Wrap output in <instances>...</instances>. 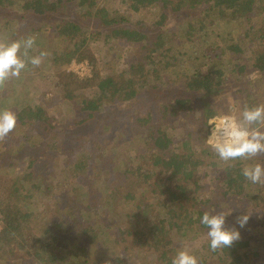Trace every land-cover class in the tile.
<instances>
[{"label": "trees", "instance_id": "1", "mask_svg": "<svg viewBox=\"0 0 264 264\" xmlns=\"http://www.w3.org/2000/svg\"><path fill=\"white\" fill-rule=\"evenodd\" d=\"M70 2H74L79 13L92 20L91 27L79 20L55 18L56 14L65 11V5L69 9ZM128 2L130 9L136 13L158 7L159 19L152 24L141 20L133 21L118 12L110 11L103 4L98 5L96 0H18L21 16L28 13L33 18L48 17L52 20L55 34L63 42L62 47L47 51L55 65L84 58L91 64V75L84 78H78L70 71L56 70L54 86L60 91L61 98L74 103L77 90L93 88L95 93L91 97L81 99L80 105L76 106L79 117L74 119L76 125H61L57 134L54 131L57 125L41 105L22 100L21 81L20 83L16 81L12 87L14 94L19 92V99H16L17 103L11 110L17 115V124L11 134L9 133L10 136L20 133V129L23 128L27 130L33 128L35 132L30 138L26 136L27 144L22 143L21 136L16 134L14 141L16 152L10 157L6 155L4 160L0 161L2 262L13 264L19 260L18 264H91V261H95L87 258L86 249L100 242L98 233L103 229L99 227L95 230L89 224L91 222L87 218L88 213L87 216H82L70 211L68 214L64 212L61 222L50 219L42 227L46 231L45 237H42L35 230L41 221V215L27 207L26 199L33 197L37 192L49 190V186L44 183L45 177L41 176L48 169V164L43 161L47 158L43 152L49 147L56 148L57 141L49 142L47 139L52 136L58 140L57 135L69 134L68 131L71 129L94 121L98 116L103 128L119 126L118 134L112 135L108 142L98 143L97 158L93 154L67 157L63 165L69 176L72 178L79 176L83 182L90 178L87 176L88 169L94 160L93 166H96L97 173L93 172L94 176L98 179L103 177L104 185L109 190L113 189L111 191V197L112 193L114 194L113 200L120 204L119 208L123 211L127 210L121 217V223L116 226L119 239L125 240V236L130 235V238L137 241L140 249L146 251L144 256L152 257L153 264H171L178 249L174 243L176 237L182 238L186 232H191L194 228L207 230L200 223L205 211L213 214L223 212L226 215L225 220H231L229 211L235 206L234 199L243 203L241 200L253 198L259 217H264V193L262 194L264 187L255 184L257 189L254 188L255 191L251 192L253 183L242 175L246 160L238 159L225 164L211 147L205 144V135L209 128L207 121L218 113L219 107L221 108L222 95L225 91L223 86L231 81L240 82L248 68L256 69L264 83V0H128ZM12 3L14 0H0V6H3L0 11L2 15L9 16L5 6ZM197 9L199 11L197 15L184 21L180 35L161 28L169 12L190 15ZM11 16L21 18L16 11ZM253 17L259 19V23L262 24L256 26L258 24L248 23L244 37L251 35L250 41L240 43V38H234L233 31L227 28L229 36L225 34L224 37L222 33H218L222 36L220 42L215 36H209L214 32L211 26L214 23L226 26L231 20L241 19L249 22ZM251 29H254L253 35L250 34ZM17 34L15 32L14 37ZM177 36L182 37L179 43L174 42ZM44 38L41 34H36V44L42 43L40 39ZM99 39L104 42L126 41L131 45L130 58L124 71L106 75L101 73L99 61L89 48L90 41ZM249 42L253 45L249 49L250 55L243 58L242 54ZM238 92L246 93L247 98L251 95V92L247 94L246 88L238 89L235 93ZM11 97L10 93L0 96V107L7 99H12ZM138 99H143L144 104L153 101L154 107L147 106L148 111L145 114L129 109L137 104ZM117 102L119 103L112 109V113L109 108H105L107 104ZM124 103H127V108L122 106ZM109 111V116L100 115ZM104 121L107 124L103 123ZM167 126L171 129H181L182 132L177 139L167 130ZM90 132L93 139H97L93 130ZM85 137L86 135L77 137L68 135V140L72 146L77 145L81 149ZM110 139L121 140L122 144L125 142V147L135 148L134 151L131 149L126 153H123L124 150L121 151L123 158L121 166L114 165L116 156H119L118 152L112 150L110 154L104 153ZM193 144L198 145L201 155L207 156L203 157L204 160H209L205 165L215 174L220 185L219 190L214 189L213 193L202 198L196 194L202 186L196 181L193 183L189 181L196 167L204 161L201 156H195ZM65 146L67 147V144ZM61 150L65 152L64 149ZM133 153L135 160L132 158ZM16 160L26 165L22 173L18 172V167L13 169ZM92 170L95 171V167ZM27 179L30 183H27L29 182ZM94 180L93 177L88 184L83 183L82 186L81 183L79 186L88 196L82 205L87 210L89 207L98 206L96 202L101 204L104 201L100 205L103 206V210L112 209L111 199L103 198L101 190L99 192L92 188ZM115 190L118 194H115ZM149 197H151L149 202L144 201V198ZM143 204L145 209L150 206L156 208L155 210L160 208L161 217H157L156 213H153V216L146 213L147 216L141 223L149 222L143 228L148 230L131 231L129 229L131 226L134 227L133 220L141 217ZM111 215H117L116 209ZM102 225L108 227L107 224ZM172 230L176 237L171 235ZM78 236L84 239L83 243L74 242ZM115 242H118L117 238ZM202 248L205 253L198 259L200 264H264L250 263V253L252 256H259L260 251L252 248L248 239H239L230 247L217 251L210 249L208 239ZM128 249V245L123 246L128 256L126 263L115 257L111 258L108 264L135 262ZM153 253L157 255L153 257L151 255ZM137 262L141 264L142 260L137 259ZM96 264L105 263L97 261Z\"/></svg>", "mask_w": 264, "mask_h": 264}, {"label": "rangeland", "instance_id": "2", "mask_svg": "<svg viewBox=\"0 0 264 264\" xmlns=\"http://www.w3.org/2000/svg\"><path fill=\"white\" fill-rule=\"evenodd\" d=\"M98 5H105L110 11L118 12L121 15L129 17L131 20H141L146 22L147 24L155 23L159 19V9L158 7H153L150 11L144 10L142 12H133L129 7L128 0H96ZM19 3L18 0H14V3L7 4L5 6V9L9 16L2 15V12H0V40H6V41H15L19 40L21 38H26L29 35H32L36 38V34H41L44 36V39H40V44H35L32 49H29V56H37L41 52H47L49 49L53 48H60L62 47V40L55 34V27L52 23V20L48 19V17H32L28 13H24V15L21 16V12L19 10ZM69 9H67V5H65V11L60 14L54 15L55 18H65V19H71L80 21L83 23H86L88 26H92L93 22L91 19L87 18L86 16H83L81 13H79L74 6V2L68 3ZM3 9V6H0V11ZM200 10V8H198ZM194 10V12L190 15H187V13L177 12L172 14V12H169V15L165 18V21L162 25L163 30H167V32H177L179 35L181 33V28L184 25V21H187L192 18V16H195L199 13V11ZM17 12L21 18H17L14 16H11L13 12ZM168 10H166L167 12ZM198 12V13H197ZM51 18V17H49ZM53 18V17H52ZM186 19V20H185ZM5 21H7L5 23ZM259 19L252 18L249 22L246 20L241 19H235L231 20L229 23H227L226 26H222L221 24L211 25L214 28V32L210 33V37H214L215 39L220 42V37L229 36L227 29H231L234 34V38L238 39L240 38L241 42L244 43V41H250V36L244 37V31L249 26L248 23L252 24H258L256 26H259ZM32 22V23H31ZM8 23V24H7ZM31 23V24H30ZM33 26V27H32ZM34 28H40V30H34ZM227 28V29H226ZM224 31V32H223ZM17 32L18 34L14 37V33ZM254 29H251L250 34L253 35ZM218 33H222V36H219ZM225 37V36H224ZM182 37H175L174 42L179 43L181 42ZM255 43V41H254ZM253 45L248 44V47L245 48L242 56L243 58H247L250 55L249 49ZM89 48L96 56L97 60L99 61V66L101 68V73L103 75L110 74V73H117L119 71H124L127 68L128 65V59L130 58V53L132 50V47L129 43L126 41H109L104 42L102 39L90 41ZM248 48V49H247ZM75 61H89L87 59H81ZM55 65L51 55H48L46 58L43 59L41 65L39 67H33L31 64L28 65V68L21 73V76L19 78H13L6 82V84L0 88V96L3 97V95L6 93H10V97L13 94L12 99H7L2 107H0V111L3 110H12L13 106L17 103L16 99H19V92L13 93L12 87H14L15 82L21 81V90L20 94H22V100L24 99L28 103L31 104H39L43 107V109L46 111L48 115H50L53 119V122L55 125H57V129L54 131L58 134L59 127L61 125H67V124H73L76 125V122L74 119L78 116L77 112V105H80L81 99L88 98L94 95L95 91L93 88H86V89H80L75 92L77 95V98H75L74 103L70 102L69 100L61 98L60 91L54 86V80H55V72L57 69L70 71L74 73L76 76L77 74L74 72L75 67L71 65V61ZM91 66V64L89 63ZM91 75V74H90ZM264 76V75H263ZM78 77V76H77ZM88 77V76H87ZM21 78V80H20ZM81 78V77H78ZM171 79V77H169ZM240 83H242L240 85ZM243 88H246L247 94L251 92V95H248L249 98H247L246 93L238 92L235 93L236 90H241ZM223 89L225 90L223 92V98H222V104L221 108L219 107L218 113L213 116L216 117L218 115L228 113L230 110V107L235 105L240 109H243L244 106H255L259 104H264V83L260 79V73L256 69H250L248 68L246 70L245 76L240 80V82L233 83V81L228 82L226 86H223ZM18 97V98H17ZM150 97V94H149ZM138 98H141V96H138ZM49 101V102H47ZM143 99H138L137 104L134 106H131L129 109L137 110L140 113L145 114L146 111H148L147 106L150 105V108H153V101L151 103L146 102L144 104ZM117 103H110L105 106V108H109L111 113L112 109L116 108ZM113 104V105H112ZM139 104V105H138ZM123 107L127 108V103H124L122 105ZM152 106V107H151ZM118 107V106H117ZM109 112L101 113L100 115H110ZM77 112V113H76ZM129 112V111H128ZM129 114V113H128ZM127 114V115H128ZM237 116H239V113H236ZM99 117V116H98ZM95 119L94 121L88 122L84 125L76 126L75 128L71 129L69 134H61V136L57 135L58 140L52 136H50L47 141H57L56 148L49 147L47 151L44 149H40L43 152L44 156L47 157L43 161L48 164V169L44 171L41 176L42 178L45 177L44 183L49 186V190L45 192H37L33 197H29L26 199V204L29 209H32L35 213L40 214L41 221L38 222L37 228L35 229L38 234H40L42 237L44 236V232H46L42 227L47 224V222L52 219L56 222H61L62 218L64 217V212L67 214L72 211L75 215H85L88 213V220L91 222L89 223L95 230L97 228L101 227L103 230H101L98 237L100 239V242L96 243L93 246H88L86 249L87 258L95 259V261H91V264H96L97 261L104 262L109 261L111 258L114 259L115 257L120 258V262L124 263L126 260H128V256L125 254L123 250L124 245H128L129 249L128 251L132 255V259H134L135 262H132V264H139L136 263L137 259L142 260L141 264H153L152 263V257L150 256H144L146 254V251H142L136 243L137 241H134L133 238H130V235L125 236V240H120L118 236V232L116 229V226L121 223L122 216L124 212L127 210H122L120 207V204L118 205V202L116 200H113L114 194L112 193L111 197V190H109L103 181V177L94 176V173H96V166H93L94 160L93 156L97 158V145L101 141H106L115 134H118V131L120 129L119 126H109L108 128H103V124L101 121ZM127 117V116H126ZM129 117V116H128ZM211 117L208 119V131L205 135V144L207 145V137L209 135L211 126L209 125V121L213 118ZM79 118V117H77ZM111 118V116H110ZM109 118V119H110ZM128 120V118L126 119ZM63 123V124H62ZM106 123L107 122H103ZM127 123V121H126ZM96 126L97 128L95 129ZM102 127V129L100 128ZM129 128V126H127ZM92 130L97 137V139H93ZM167 130L174 136V138H178L181 134V129L174 128L171 129L169 126H167ZM261 131H264V126L260 127ZM132 131L134 132V129L132 128ZM131 131V132H132ZM35 131H33V128H23L20 129V133H14L12 135L13 137L8 135L5 141L0 142V161L4 157H10L12 154L16 152V145H15V139L16 134L21 136L22 143L27 144L26 136L31 137L34 134ZM130 132V133H131ZM66 133V132H65ZM88 135H87V134ZM68 135H72L73 137H77L80 135H86V137L83 139V145L81 149L78 148V146H72L71 141L68 140ZM201 135V134H200ZM115 137V136H114ZM28 138V139H29ZM36 140V139H35ZM109 145L105 147V152L107 154L112 153V150H115L118 152L117 154L119 156H116V161L114 165L121 166L123 162V158L121 157V151L123 153L128 152L129 150L134 151V146L132 147H125V142L122 144L121 140H109ZM67 144V147L65 146ZM63 147V148H62ZM125 147V149H124ZM119 148V149H118ZM193 151L195 152V156H201L200 158L203 159V157H207L205 154L201 155L199 153L198 145L193 144L192 145ZM61 149H64L63 152ZM134 149V150H133ZM137 149V148H136ZM118 150V151H117ZM213 152V151H212ZM39 153V151H38ZM209 154L211 151L208 152ZM87 154H93L91 160V165L89 167V172L87 176L89 175V179L82 182V178L79 176L77 177H71L66 173V168L63 165V161L68 157H76L80 155H87ZM135 153L132 154L133 160H135ZM4 160V159H3ZM204 160V159H203ZM209 160H204L202 163H200L195 171L193 172V175L189 179L190 183H193V181H196L199 183L202 187L196 191V194L199 196L204 197L206 195H210L213 193L214 189L219 190L220 185L218 183V180L214 173L211 172L210 168L205 165V163ZM260 163L264 165V154H261L251 160H246L245 166L250 164H256ZM24 163L22 164L21 161L15 162L13 169L15 167L19 168V173H22L25 171ZM93 166V167H92ZM95 167V171L92 169ZM17 168V169H18ZM2 169V166H0V170ZM11 169V168H10ZM14 172V170H12ZM15 173V172H14ZM36 176H38L36 174ZM94 177V185H92V188L97 191L101 190V193L103 198H109L111 199V208L103 210L102 203L104 201L96 204L98 206L96 207H89V209L86 210L84 208V205H82L86 199L88 198L86 191L79 188V186L82 183H87L90 179ZM27 183H30V180L27 179ZM98 185V186H97ZM253 190L255 191L256 185L253 184ZM261 187H264V184H260ZM27 191V190H26ZM116 191V190H115ZM264 193V188H262V194ZM115 194H118V191L115 192ZM234 199V198H233ZM250 199V198H249ZM151 200V197L144 198V201L149 202ZM235 202L233 203L235 206L233 209H231L229 212L231 213V220H225V227L226 228H235L240 232V239H248L250 242V245L252 248H255L260 251L259 256H252V253H250V263H260L264 262V217H259L260 214L257 212V209L254 206V203L256 201L251 198L250 200H241L244 201L243 203H239L240 200L234 199ZM247 201V202H245ZM229 204V203H227ZM100 206V207H99ZM131 207H133L131 205ZM130 207V208H131ZM96 212H95V209ZM101 208V209H100ZM128 208V207H127ZM114 209H116L117 215H111L114 212ZM156 209V208H155ZM154 207H149L145 209V205L141 207V217L135 218L133 220L134 227L131 226V231H143L146 232L148 229H143L145 225H148L149 222L143 224L141 223V220L147 216L146 213H149L148 216L152 215L153 213H156L155 215L157 217L160 216V208L155 210ZM109 210V211H108ZM122 210V211H121ZM158 212V213H157ZM121 213V214H120ZM120 214V215H119ZM243 214H249V220L247 221L246 225L243 228H240V226L237 224L236 220L237 217L243 215ZM66 215V214H65ZM72 215V214H71ZM263 219V220H262ZM147 221V219H145ZM151 221V220H150ZM102 223L107 224L108 227L103 226ZM127 224V223H126ZM120 226V225H119ZM138 228V229H137ZM147 228V227H146ZM42 229V230H41ZM174 230L171 231V235L175 236ZM45 237V236H44ZM115 238L118 239V242H115ZM207 237V230L202 229H193V231L186 232L182 238L176 237L174 240V243L177 245L178 249L177 252L182 248H189L193 255H195L198 259L203 255V245L208 241ZM82 237H77L74 242L81 244L83 243ZM136 243V244H135ZM131 245L133 248H131ZM153 257H155L157 254H151ZM131 259V258H130ZM17 260L13 264H18ZM130 261V260H129ZM154 262V260H153ZM126 263V262H125ZM0 264H8L6 261L2 262L0 261ZM216 264V263H215Z\"/></svg>", "mask_w": 264, "mask_h": 264}, {"label": "clouds", "instance_id": "3", "mask_svg": "<svg viewBox=\"0 0 264 264\" xmlns=\"http://www.w3.org/2000/svg\"><path fill=\"white\" fill-rule=\"evenodd\" d=\"M32 35L15 41L0 40V88L13 78H19L21 73L31 64L39 67L49 54L41 52L37 56H29V49L35 44ZM239 113V116L236 115ZM17 124L14 111H0V142L8 137ZM207 144L225 164L238 159L251 160L264 154V104L244 106L243 109L233 105L228 113L213 117ZM232 166V165H229ZM242 175L253 184H264V165L260 163L246 165ZM226 215L223 212L211 213L205 211L200 223L207 228L209 247L217 251L230 247L240 239V232L235 228L225 227ZM249 220V214L237 217V224L243 228ZM108 264V261H105ZM171 264H200L198 258L189 248L180 249L173 257Z\"/></svg>", "mask_w": 264, "mask_h": 264}, {"label": "built area", "instance_id": "4", "mask_svg": "<svg viewBox=\"0 0 264 264\" xmlns=\"http://www.w3.org/2000/svg\"><path fill=\"white\" fill-rule=\"evenodd\" d=\"M71 65L75 67L74 72L78 77L84 78L90 76L92 67L89 65L87 61H71ZM0 222H1V214H0Z\"/></svg>", "mask_w": 264, "mask_h": 264}]
</instances>
